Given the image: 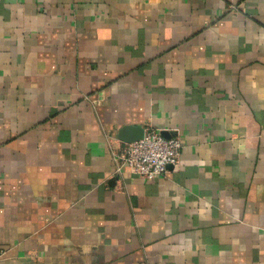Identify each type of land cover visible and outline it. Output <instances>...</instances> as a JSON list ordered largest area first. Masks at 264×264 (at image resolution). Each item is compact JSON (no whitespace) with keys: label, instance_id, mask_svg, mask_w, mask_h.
<instances>
[{"label":"crops","instance_id":"1","mask_svg":"<svg viewBox=\"0 0 264 264\" xmlns=\"http://www.w3.org/2000/svg\"><path fill=\"white\" fill-rule=\"evenodd\" d=\"M0 264H264V0H0Z\"/></svg>","mask_w":264,"mask_h":264},{"label":"built area","instance_id":"2","mask_svg":"<svg viewBox=\"0 0 264 264\" xmlns=\"http://www.w3.org/2000/svg\"><path fill=\"white\" fill-rule=\"evenodd\" d=\"M182 151L181 135L166 137L159 129L149 127L140 140L124 143L115 151L118 171L128 166L146 180H153L179 166Z\"/></svg>","mask_w":264,"mask_h":264},{"label":"water","instance_id":"3","mask_svg":"<svg viewBox=\"0 0 264 264\" xmlns=\"http://www.w3.org/2000/svg\"><path fill=\"white\" fill-rule=\"evenodd\" d=\"M145 129L142 126H125L120 130V139L125 143H131L143 138ZM166 137H170L167 132H163Z\"/></svg>","mask_w":264,"mask_h":264}]
</instances>
